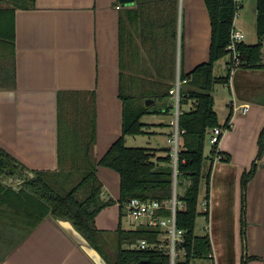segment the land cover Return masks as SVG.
Wrapping results in <instances>:
<instances>
[{"label": "crops", "instance_id": "1", "mask_svg": "<svg viewBox=\"0 0 264 264\" xmlns=\"http://www.w3.org/2000/svg\"><path fill=\"white\" fill-rule=\"evenodd\" d=\"M210 37L204 0H0V148L29 170L56 171L60 150L72 159L81 134L93 129L99 161L122 135L125 102L140 100L165 105L144 115L151 117L142 121L147 132L124 135V144L137 147V138L128 139L147 136L139 147L161 148L150 135L173 132L175 82L180 80L181 93L187 89L190 78L183 76L208 61ZM261 63L233 70L225 64L228 113L218 122L230 126L218 144L221 159L208 160L209 192L203 183L199 198V212L207 215L196 217L194 229L209 237L211 251L190 264H264V154L257 159L264 127V40ZM232 104L248 109L234 111ZM191 107V101L180 104L181 111ZM253 162L257 167L243 185ZM96 169L103 200L113 201L106 207L122 209L118 173ZM3 184L15 185L10 179ZM99 213L97 229H118L112 215L109 227H101ZM131 223L134 231L158 232ZM26 231L25 218H11L10 206L0 204V264H109V256L68 220L50 214ZM131 244L126 247L133 249Z\"/></svg>", "mask_w": 264, "mask_h": 264}, {"label": "trees", "instance_id": "2", "mask_svg": "<svg viewBox=\"0 0 264 264\" xmlns=\"http://www.w3.org/2000/svg\"><path fill=\"white\" fill-rule=\"evenodd\" d=\"M210 18L211 37L209 59L195 67L188 75L190 78L187 89H184L181 104L192 102V107L179 114L178 126L182 131L179 137L177 160V187L186 184L183 195H178L183 203L176 212V224L185 231L184 247L187 255L178 264H190L194 257H207L211 251L209 237L197 236L194 233L196 217L207 212H199V198L202 183L208 193L209 173L203 174L206 160L213 159L204 155V145L209 130L219 126L217 113L214 110L212 94L217 81L226 83V77L221 79L214 76V64L228 54L226 50L230 42L233 19L237 6L234 0H204ZM257 42L248 45L238 44L241 59L239 67H262L261 48L264 40V0H255ZM11 24L12 17H11ZM151 104L146 106L141 101L125 102L123 127L121 137L109 148L99 160L93 156L94 132L81 134L80 143L70 150L72 159L66 160V150H60L58 169L56 171L29 170L18 160L13 159L0 148V204L10 206L11 218L21 217L27 222V233L31 232L47 215L70 221L74 228L81 233L100 253L97 246L101 239L96 235L101 230L95 227L97 214L113 201L102 198V183L99 180L97 166L108 167L118 173L120 179V206L133 197L142 200L158 199L165 201L172 196L173 165L169 154L170 147L150 148L131 147L124 144V135L144 134V115L156 109ZM93 127V124H92ZM81 147V148H80ZM221 154V152H220ZM264 154V127L258 139L257 159ZM257 167L253 162L250 172L243 176L244 183L252 176ZM32 174V175H31ZM12 180L15 185H5L3 181ZM15 187V188H14ZM15 189V190H14ZM8 192V193H7ZM120 242L126 232L118 226ZM138 238L153 240L157 231L146 229L135 230ZM148 259V262H143ZM109 264H164L168 257L160 253L130 249L118 245Z\"/></svg>", "mask_w": 264, "mask_h": 264}, {"label": "built area", "instance_id": "3", "mask_svg": "<svg viewBox=\"0 0 264 264\" xmlns=\"http://www.w3.org/2000/svg\"><path fill=\"white\" fill-rule=\"evenodd\" d=\"M237 9L240 8L241 0H234ZM237 11L235 12V16ZM245 38V34L232 27L230 34V42L226 47L228 54L230 55V63L228 69L233 70L241 64L240 55L238 52V44ZM180 80L173 89V132L167 137V143L170 147V156L173 165V192L170 199L160 201L158 199L142 200L137 197L129 199L123 204V208L126 211L127 222H137L139 225H143L146 228L158 230V237L156 240H148L146 238L139 239L135 244H131L133 249L150 251L160 253L168 257V261L164 264H177L187 255V250L184 247L185 243V231L180 229L176 224V212L179 207L182 206L181 201L177 197L176 193V178H177V160L179 150V137L181 130L178 126L179 114L182 112L180 108L181 101L184 99L183 94L180 91ZM233 110H241L245 113L248 109L247 105L235 106L232 104ZM229 122L225 126H217L209 130L211 133L210 142L213 145L210 152H213L214 159H221V154L218 148L221 136L229 129ZM207 205V201L203 202Z\"/></svg>", "mask_w": 264, "mask_h": 264}, {"label": "rangeland", "instance_id": "4", "mask_svg": "<svg viewBox=\"0 0 264 264\" xmlns=\"http://www.w3.org/2000/svg\"><path fill=\"white\" fill-rule=\"evenodd\" d=\"M240 3L242 4V7L237 10L238 15L235 18V23L236 27L233 24L234 28H242L246 32V38L244 39L247 43H256L257 42V34H256V13H255V0H241ZM230 55L227 54L220 58L218 61H216L215 66H214V76L221 79L222 77L227 76V71L225 70V64L230 63ZM175 82V86H176ZM174 86V87H175ZM181 87V86H180ZM213 97H214V110L217 113V117L219 121H224V119L227 116L228 109L226 106V101L228 97V91L224 88V85L222 82L217 81L214 84V92H212ZM141 103H145V101L140 100ZM160 104L165 105V103H162L160 101H157L155 103V106H160ZM148 118H151L149 115L148 116H143L141 119L142 121H147ZM143 123V122H142ZM144 127L143 130L145 133L147 132V129L149 128L146 123H143ZM171 131H173V128H171ZM169 132V129H161L158 130L156 134H151L150 135V140H152L153 144L155 146H160L164 147L167 146V133ZM133 138H137V142H133ZM211 133L207 136V140L204 145V155L206 157H209L210 155V148H211ZM149 137L147 136H135L131 137L128 139L127 143H134L137 147L139 146H145L146 145V140L148 141ZM148 145V144H147ZM207 163L208 160H206L204 167H203V174L207 171ZM203 184V183H202ZM186 188V184H178L177 187V192L179 195H183L184 191ZM112 215V217H111ZM109 217L115 218L116 224H120L122 230H133L131 237L127 240L131 242L132 244H135L137 241V236L135 234L134 228H136V224L127 222L126 218V211L124 208L120 209L111 206V207H106L104 210L99 213V218H98V224L102 225L101 227L107 228L109 227L108 224V219ZM198 234V233H197ZM199 235V234H198ZM120 234L117 232V230L112 229L109 230L107 233L104 231H101L100 234L96 235V237L101 239V243L97 242V246L100 248L101 251H103L104 254L108 255L111 257V255L114 254L116 251V248L118 245H123L127 246L129 242H120L119 239ZM192 264H198L197 260H195Z\"/></svg>", "mask_w": 264, "mask_h": 264}, {"label": "water", "instance_id": "5", "mask_svg": "<svg viewBox=\"0 0 264 264\" xmlns=\"http://www.w3.org/2000/svg\"><path fill=\"white\" fill-rule=\"evenodd\" d=\"M121 3H128V2H132L133 0H119ZM152 103H154V101L153 100H146L145 101V105L146 106H149V105H151ZM129 237V234L128 233H125V234H123V236H122V238L123 239H127ZM149 260L148 259H144L143 260V262H148Z\"/></svg>", "mask_w": 264, "mask_h": 264}]
</instances>
